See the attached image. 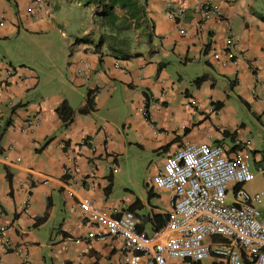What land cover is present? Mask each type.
<instances>
[{"label":"crops","instance_id":"1","mask_svg":"<svg viewBox=\"0 0 264 264\" xmlns=\"http://www.w3.org/2000/svg\"><path fill=\"white\" fill-rule=\"evenodd\" d=\"M138 1V21L114 8L111 24L98 6L71 20L76 0H0V264H124L119 239L77 243L96 229L77 204L107 217L131 209L152 235L171 212L153 178L186 143L264 167V0ZM40 40L48 65L37 69L14 51L37 53ZM88 93L94 111L82 114ZM255 179L250 193L264 189V174Z\"/></svg>","mask_w":264,"mask_h":264},{"label":"built area","instance_id":"2","mask_svg":"<svg viewBox=\"0 0 264 264\" xmlns=\"http://www.w3.org/2000/svg\"><path fill=\"white\" fill-rule=\"evenodd\" d=\"M38 7L37 1L28 12L35 13ZM169 9L172 18L183 14ZM200 10L212 11L209 3L201 4ZM227 32L226 49L232 58L236 34L230 25ZM179 33L186 35L183 30ZM37 122L34 117L29 124ZM227 154L223 144L186 143L166 158L153 184L171 193V212L164 227L152 235L137 230L138 220L131 211L107 217L81 200L78 209L96 229L77 243L119 239L124 264H203L209 259L215 260L212 264H264V211L260 210L264 189L252 193L245 189L264 174V167H252L247 156Z\"/></svg>","mask_w":264,"mask_h":264},{"label":"trees","instance_id":"3","mask_svg":"<svg viewBox=\"0 0 264 264\" xmlns=\"http://www.w3.org/2000/svg\"><path fill=\"white\" fill-rule=\"evenodd\" d=\"M81 1V0H76ZM86 5L93 4L100 8L101 15L108 23L113 24L118 18L114 14V8H119L124 12L126 19L131 21H138L140 16L144 15V5H141L138 0H84ZM264 22V17H261ZM204 80V77L196 79L194 82L196 85L200 84ZM94 111L93 93H88L86 96V105L82 109V114H88ZM58 118L64 125H68L74 116V111L68 106L67 103H63L56 111ZM8 180L10 176L8 175ZM129 211L132 212L130 209ZM46 217H42L36 220L37 224L42 223ZM156 216L153 220L157 219ZM165 222V221H163ZM158 230V229H157Z\"/></svg>","mask_w":264,"mask_h":264},{"label":"rangeland","instance_id":"4","mask_svg":"<svg viewBox=\"0 0 264 264\" xmlns=\"http://www.w3.org/2000/svg\"><path fill=\"white\" fill-rule=\"evenodd\" d=\"M80 3V7L77 8H72L68 11V13L71 15V20L77 18L78 16H87L90 17V12L94 10V8L92 7H96V5L93 4H89L86 5V2L84 0L79 1ZM92 8V9H91ZM91 9V10H90ZM116 16V14H114ZM118 40V38H117ZM116 39H110L108 44H111L113 46H115V42L117 41ZM124 47H128L130 44H125V43H121ZM45 43L43 41H39V44H37V46L39 47L38 50L36 49L37 53L32 52V49H25V50H15L14 53H16L17 56L21 57V58H26L29 59V63L33 64L37 69H42L47 67V58H45L46 56L43 53V50L45 49ZM40 51V53H39ZM28 61V60H27ZM58 62L60 63V59L58 60ZM257 92V90H256ZM139 175H141V173L139 172ZM258 184V179H255V181L252 182V186H256ZM227 203L232 204V201L229 199L227 200Z\"/></svg>","mask_w":264,"mask_h":264}]
</instances>
